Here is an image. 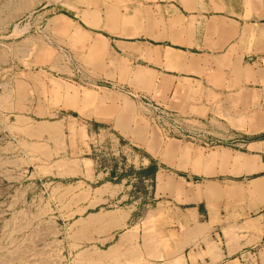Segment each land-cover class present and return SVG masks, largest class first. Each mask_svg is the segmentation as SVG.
Wrapping results in <instances>:
<instances>
[{
	"label": "crops",
	"instance_id": "obj_1",
	"mask_svg": "<svg viewBox=\"0 0 264 264\" xmlns=\"http://www.w3.org/2000/svg\"><path fill=\"white\" fill-rule=\"evenodd\" d=\"M83 2L77 8L70 0L49 17L52 36L94 75L149 95L217 143H183L137 114L133 100L74 85L63 90L44 71L39 79L52 83L47 112L55 119L17 116L11 129L25 140L20 155L43 165V179L49 171L79 179L86 198L75 209L87 215L79 221L111 233L104 243L117 264H264V0ZM106 132L132 139L157 163L149 179L154 206L141 220L122 204L132 180L113 182L119 174L90 156L89 138ZM81 150L84 156L65 157ZM105 205L116 208L91 213Z\"/></svg>",
	"mask_w": 264,
	"mask_h": 264
},
{
	"label": "rangeland",
	"instance_id": "obj_2",
	"mask_svg": "<svg viewBox=\"0 0 264 264\" xmlns=\"http://www.w3.org/2000/svg\"><path fill=\"white\" fill-rule=\"evenodd\" d=\"M69 1L0 0V264H117L116 253L109 251L110 244L104 243L110 232L104 228H90L79 221L87 216L75 209L86 198L81 195L82 189L76 188L79 179L66 178L69 181L64 182L66 179L50 176L51 171L45 172L49 176L43 179L40 176L43 165L20 155L19 147L25 140L11 129L17 116L30 113L36 123L55 119V114L47 112L52 107L49 89L52 83H43L39 79L44 71L53 73L54 80L61 82L63 90L64 85H74L81 91H108L133 100L137 114L148 118L153 127L163 131L162 122L154 118V110L136 97L145 95L151 100L149 95L122 82L94 75L65 41L52 36L48 19L59 9H66ZM71 1L76 2L77 8L87 6L83 0ZM119 1L104 0L105 5L112 6L118 5ZM141 103L153 111L152 117L144 114ZM164 110L179 118L176 113ZM189 130H193L190 135L179 136L167 131L165 134L183 143L201 145L195 129ZM205 142L217 143L211 134H205ZM89 143L92 147L90 156L100 169L108 174L110 171L119 174L113 182L132 180L128 183L133 193L131 199L122 204L134 206V218L143 219L154 206L153 190L149 179L137 183L134 172L150 164L146 151L135 146L132 139L125 140L115 132L92 135ZM84 153L81 150L65 157H81ZM139 158L147 159V166H142ZM155 164L157 167L156 161ZM166 170L170 172L168 168ZM60 182L74 187L58 189L56 186ZM99 208L113 210L116 207L105 205L91 213H96ZM145 231L149 233L148 229Z\"/></svg>",
	"mask_w": 264,
	"mask_h": 264
},
{
	"label": "built area",
	"instance_id": "obj_3",
	"mask_svg": "<svg viewBox=\"0 0 264 264\" xmlns=\"http://www.w3.org/2000/svg\"><path fill=\"white\" fill-rule=\"evenodd\" d=\"M136 97L139 98L144 103L148 104L154 110V113L156 114V117L154 118H156L157 122H162V130L164 132L167 131L170 133L177 134L179 136H183V135H190L189 133L193 131L185 127V120L180 119V117L179 118L173 117L172 115L167 113L163 107L152 103V101L148 99L145 95H139ZM194 131H196L197 136L201 138V140L198 142L201 143L202 146L210 147L214 144L209 142L206 143L205 136H203V134L198 130H194Z\"/></svg>",
	"mask_w": 264,
	"mask_h": 264
},
{
	"label": "trees",
	"instance_id": "obj_4",
	"mask_svg": "<svg viewBox=\"0 0 264 264\" xmlns=\"http://www.w3.org/2000/svg\"><path fill=\"white\" fill-rule=\"evenodd\" d=\"M156 172H157V167L155 161L151 160L150 164L146 168L137 170L134 172V174L136 175V178L138 180L137 183H141L145 179H150L153 182Z\"/></svg>",
	"mask_w": 264,
	"mask_h": 264
},
{
	"label": "bare ground",
	"instance_id": "obj_5",
	"mask_svg": "<svg viewBox=\"0 0 264 264\" xmlns=\"http://www.w3.org/2000/svg\"><path fill=\"white\" fill-rule=\"evenodd\" d=\"M66 27V26H65ZM78 38V37H77ZM93 63V62H92ZM58 97V96H57Z\"/></svg>",
	"mask_w": 264,
	"mask_h": 264
}]
</instances>
